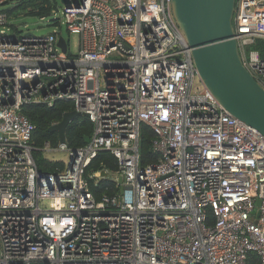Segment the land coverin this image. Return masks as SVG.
Instances as JSON below:
<instances>
[{
    "label": "built area",
    "instance_id": "2783aa9c",
    "mask_svg": "<svg viewBox=\"0 0 264 264\" xmlns=\"http://www.w3.org/2000/svg\"><path fill=\"white\" fill-rule=\"evenodd\" d=\"M8 2L0 0V264H254L252 252L264 264V136L205 85L172 0H68L75 55L67 40V52L59 46L60 32L10 33ZM234 31L264 87V0L236 1ZM58 101L89 114L94 131L83 147L46 142L44 151L69 161L42 171L22 107ZM143 125L158 154L146 165ZM101 151L118 160L120 191L98 200L86 169Z\"/></svg>",
    "mask_w": 264,
    "mask_h": 264
},
{
    "label": "water",
    "instance_id": "95a60500",
    "mask_svg": "<svg viewBox=\"0 0 264 264\" xmlns=\"http://www.w3.org/2000/svg\"><path fill=\"white\" fill-rule=\"evenodd\" d=\"M236 1L172 0V6L175 18L193 48V59L205 85L226 110L264 136V87L241 57L234 31ZM61 2L68 5V0ZM58 44L63 52H67V41L63 36ZM78 116L89 117V114L75 109L67 111L48 131L57 132L60 142L66 143L67 127ZM89 140L87 137L86 141ZM102 175L106 177L108 172L102 171ZM122 182L123 177L119 176V183Z\"/></svg>",
    "mask_w": 264,
    "mask_h": 264
},
{
    "label": "trees",
    "instance_id": "16d2710c",
    "mask_svg": "<svg viewBox=\"0 0 264 264\" xmlns=\"http://www.w3.org/2000/svg\"><path fill=\"white\" fill-rule=\"evenodd\" d=\"M34 0H20L18 5L27 10ZM7 4V3H6ZM5 5V4H4ZM55 10V2L51 0H42V4L38 10L30 11L32 15L42 17L52 13ZM12 15V11L8 10ZM11 26V25H10ZM14 30L18 32L16 26ZM262 41H258L253 48L262 46ZM74 110V104L67 101H58L54 106L50 107L45 103L26 104L22 107V111L29 117L31 122L35 124L36 129L33 134V141L37 147L34 151L35 161L42 171L63 170L66 167L64 161H53L45 157L44 146L49 142L52 147H58L60 138L57 132H50L48 128L55 122L62 119L67 111ZM94 131L93 122L86 116L76 117L66 130L67 143L71 148L83 147L87 144L86 138L91 137ZM154 132L148 125H143L141 130V163L146 165L157 160L158 154L153 149ZM119 170V164L116 157L109 151H101L98 156L92 160L86 169V177L90 181L91 190L95 197L99 200L104 194L116 195L120 189L114 177ZM98 171H107L108 176L100 179L90 178L91 174ZM209 221L214 222V216L209 214ZM249 261L258 264V256L251 253Z\"/></svg>",
    "mask_w": 264,
    "mask_h": 264
},
{
    "label": "rangeland",
    "instance_id": "374dc122",
    "mask_svg": "<svg viewBox=\"0 0 264 264\" xmlns=\"http://www.w3.org/2000/svg\"><path fill=\"white\" fill-rule=\"evenodd\" d=\"M53 3L55 2V10L52 11L50 15L45 18H41L38 15L30 14L32 10H38L42 4V0H34V3L29 5V8L25 10L21 6L18 5V2H8L2 8L8 9L12 11L11 15V27L10 33H14V26H16L19 34H26L28 32L37 35L43 36L48 35L53 32H60L61 35L68 41L69 44V52L73 55L78 53L79 45H80V35L77 33H70L67 30V27L64 23V4H62L61 0H51ZM57 19H59V23H57ZM1 30V27H0ZM45 157L53 160V161H69V154L66 151L62 150H45Z\"/></svg>",
    "mask_w": 264,
    "mask_h": 264
}]
</instances>
